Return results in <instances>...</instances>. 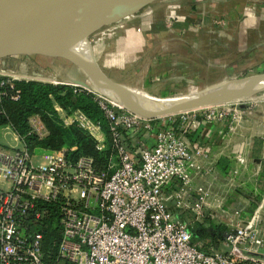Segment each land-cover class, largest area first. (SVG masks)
Instances as JSON below:
<instances>
[{
  "label": "built area",
  "instance_id": "obj_1",
  "mask_svg": "<svg viewBox=\"0 0 264 264\" xmlns=\"http://www.w3.org/2000/svg\"><path fill=\"white\" fill-rule=\"evenodd\" d=\"M14 82L0 77V98L7 90L12 100L19 98ZM95 97L119 158L114 167L98 171L91 157L72 160L66 147L35 154L23 143L0 144V264H264V238L250 222L223 233L224 250L205 251L193 242V225L169 207L167 190L174 182L180 183L171 193L174 205L192 207L184 189L189 188L191 170L200 169L193 158L199 152L192 155L183 128L174 125L176 118L152 123L126 109L116 112ZM76 111L77 125L94 135L92 128L99 130L100 125ZM225 114L195 118L212 123ZM35 122L43 128L31 117L39 133ZM146 136L148 144L132 152L124 143L143 142ZM206 197V192L198 196L193 220L210 207ZM40 203L56 207L60 239L55 253L44 248L46 211Z\"/></svg>",
  "mask_w": 264,
  "mask_h": 264
},
{
  "label": "crops",
  "instance_id": "obj_2",
  "mask_svg": "<svg viewBox=\"0 0 264 264\" xmlns=\"http://www.w3.org/2000/svg\"><path fill=\"white\" fill-rule=\"evenodd\" d=\"M252 1L196 0L191 5H185L190 13L181 14L183 20L177 22L181 27L175 30L182 33L183 37L173 39L176 46L169 43L165 51L162 47L160 61L164 65L161 69L182 65L191 68L193 75L244 73L250 68L264 73V0ZM180 8L183 10L181 4ZM209 13L214 17L212 20L207 17ZM110 17L112 20L115 18L113 15ZM102 19L90 26L83 37L97 61L100 60L97 56V46L91 43L90 35L102 27ZM173 58L182 59L184 64L175 62ZM82 59H86L85 56ZM172 62L173 64H170ZM98 64L106 74L103 65L101 66L99 61ZM189 92L193 91L177 95L185 96ZM133 94H136V91ZM256 95L238 100L250 101L255 99ZM55 108L57 111L62 110L56 105ZM194 119L193 124L191 119L174 120L176 128H183V136L191 147L192 155L196 151L199 152L193 155V158L199 163L200 169L191 170V182L189 188L184 189V195L189 198L193 207L198 196L206 192L209 205L220 201V204H224L222 209L230 212L231 218H223L228 226L250 222L257 234L264 238V228L261 225L264 220V211L261 209L264 204V117H245L239 122L234 121L237 118H223L212 123ZM4 128L9 129L7 126ZM12 134L15 137L11 139L18 140L22 146L18 136L14 132ZM179 188L180 183L174 182L167 190V203L182 222L191 224V219L196 218L192 207H178L173 203L171 193ZM204 209L206 208H203L200 217L206 214L207 209ZM193 224L195 222L191 225ZM204 224L213 225L207 221L199 223L193 227V235ZM201 242L202 240H199L197 244L200 245ZM226 247L221 241L219 249L224 250Z\"/></svg>",
  "mask_w": 264,
  "mask_h": 264
},
{
  "label": "rangeland",
  "instance_id": "obj_3",
  "mask_svg": "<svg viewBox=\"0 0 264 264\" xmlns=\"http://www.w3.org/2000/svg\"><path fill=\"white\" fill-rule=\"evenodd\" d=\"M246 1L253 2L252 0ZM195 2L196 0H152L148 3L143 4L135 11L130 12L125 16L119 18L118 20L104 24L100 29H96V31H94L90 35V41L93 46H97V56L98 59H100L98 61L101 66L103 65L102 67L105 70L107 76H109L110 79L117 83H124L132 86V88L136 91L137 95L142 97L145 96L148 99L154 100L162 99L170 95L194 91L200 89L201 87L216 86L232 79L241 80L257 74H261L257 72L260 70H254L253 68L248 69V71L244 73L241 72L230 74L228 72H225L224 74L215 75H208L203 73L193 75L191 68L182 65L180 67H164L163 69H161V67L164 65L160 61V57L162 55V47L165 51L169 43H174L173 45L176 46V42H173V39L175 37H183L182 33L175 32L176 29L181 27L177 22L183 20L181 19V17L183 16L181 14H183V12H185L186 14L190 13L187 12L188 10L185 5H191ZM180 4L183 7V10L180 8ZM207 17L211 20L214 18L212 17L211 13H209ZM190 18L191 17H189V20ZM196 18L198 17H192V19ZM99 20H96L90 26L97 24ZM84 33H82V37H80V35L78 34L80 38L79 44L84 50L87 49V51L90 53V49L84 44ZM71 48L72 47L70 46L69 50L73 52L75 49ZM76 52L79 51L76 50ZM79 54L81 55V57L85 56L80 52ZM163 54L165 55L164 52ZM90 55H92V58H94L96 64L99 67L96 56L92 52L90 53ZM44 58L48 62L50 61V63H52L58 69H54L55 78L58 82L48 81L47 76L43 74L40 68H38V65L45 66L41 61V58L32 54H19L14 56H8L5 59L1 58L0 77L11 78L10 76L4 75L11 74L17 76V78L19 77L18 79H21H14L15 81H40L53 85H68L72 88L92 92L95 96H97L99 100L109 105H112L113 109L116 112L122 111L121 109H126L118 104H113V102L108 97H106L99 91H96L93 87L87 86L82 82L80 83L78 81L73 80H82L83 78L78 74L80 68L74 65L71 60L62 59L59 57H57L56 59H49L44 56ZM78 59L81 61L80 58ZM173 59H175V62L177 61L180 64H184L182 59ZM33 60L38 65L34 64ZM170 64H173V62ZM44 68L46 70V66ZM54 70L52 69L50 72ZM115 78L120 82L117 81ZM218 111H223L226 113L225 116L221 119L231 118L234 120V118H237V120H234L236 122H239L241 118L245 117H264V92H259L253 100L240 102L239 104L237 103L228 106L217 105L212 107H206L203 109H197L195 111L189 110L170 114L167 116L155 117L152 118V123L156 121L166 122L169 121V119L174 118H177L178 120H193L195 117H199L200 114H212ZM58 113L64 123L67 125L77 123V119H75V117L80 116V113L77 111H75L72 116H70L71 114H66L63 110H58ZM214 121L215 120H213L212 122ZM34 126L35 128H38L40 136H43L45 134L44 129L41 128L39 123L35 122ZM78 127L82 129L86 134H88L89 137H92L95 144H98L99 149H97L99 150L101 155L106 156L107 161L109 162L108 167L109 165L110 167L111 165H113L114 167L118 164L119 158L116 156V149L113 145L111 146L105 133L104 135H102L101 128L99 130L92 128V132H94L95 135L94 136L87 129L82 128L81 126ZM12 132V129L4 128V126L0 127V144L21 147L18 140L11 139V137H15ZM148 142V136L145 137L143 142L139 141L138 139L134 141L126 139L124 141L125 145L127 146V149L131 152L138 149L139 147L146 146ZM34 152L35 154H37L42 151L41 149H36V151ZM110 169L111 168H109V170ZM223 206L224 204H220V201L212 203V205H210V210L206 208V214H204L203 217H200L201 220L199 221L191 219V224L195 222V224H193V227H196L199 225V223L203 224L207 221L213 223L215 227L213 228V232L219 231L220 233H222L224 230L231 227L228 226L225 223L226 221L223 219L224 217L231 218L230 212L223 210ZM261 207L262 211H264V204L261 205ZM210 225L213 227L212 224ZM261 225L264 228V220L261 221ZM203 234V229H201V231L196 232L193 242L197 243L199 240H201Z\"/></svg>",
  "mask_w": 264,
  "mask_h": 264
},
{
  "label": "trees",
  "instance_id": "obj_4",
  "mask_svg": "<svg viewBox=\"0 0 264 264\" xmlns=\"http://www.w3.org/2000/svg\"><path fill=\"white\" fill-rule=\"evenodd\" d=\"M14 87L19 90L17 100L10 98V90L5 91V96L0 98V125L9 124L30 152L36 149L61 150L66 147L72 160H76L79 156H88L92 158L96 170L108 168L109 162L106 156L100 154L92 137H89L76 123L65 124L55 108V105L60 107L68 115L80 110L87 118L100 125L112 146L108 120L92 92L40 81H15ZM31 117H36L42 124L45 131L43 136L33 129L30 123ZM40 206L46 211V216L42 220L44 248L48 252L55 253L60 239V230L55 225L56 207L43 203H40ZM204 226L198 230L204 231L202 242L200 245L194 242L195 245L205 251H209V247L219 249L222 235L227 229L220 233L213 232L215 227L211 225Z\"/></svg>",
  "mask_w": 264,
  "mask_h": 264
},
{
  "label": "bare ground",
  "instance_id": "obj_5",
  "mask_svg": "<svg viewBox=\"0 0 264 264\" xmlns=\"http://www.w3.org/2000/svg\"><path fill=\"white\" fill-rule=\"evenodd\" d=\"M101 18L103 17L97 16L91 18H56L48 15L35 17L26 22L22 27L14 31L8 37L4 46L0 49V59H5L8 56L19 54L36 55L41 58L43 65L46 66V70L44 68L45 66H40L33 60L34 64L38 65V68H40L43 74L47 76L48 81L51 82H58L55 78V70L58 69L52 63H50V61L48 62L44 58V56L49 59H56L57 57H59L68 60L73 59L74 61L84 63L85 65L82 66L72 61L74 65L80 68L78 74L83 78L82 80H73L93 87L96 91H99L100 93L108 97L113 102V104L115 103V105L118 104L121 107L125 108L126 106L124 104L127 103L130 104V106L146 113H157L199 95L217 91L219 89H231L243 83L242 80L232 79L223 84H219L216 86L211 85L212 87H206L205 89H202L200 91L189 92L185 96L175 94L164 97L162 99L154 100L148 99L144 96L142 97L133 94L135 90L132 88V86L124 83L120 84L110 79L98 67L96 61L94 60V58H92V55H90L91 49L88 47L90 49L89 53L87 49L84 50L79 44L80 38L78 34L80 35V37H82V33H84L92 23ZM7 22L8 20L5 17L0 18L1 33L3 27L7 24ZM70 46L75 49L73 52L69 50ZM76 50L85 55L86 59H82L81 55L79 54V52H76ZM78 58H80L81 61ZM50 68L51 70H55L50 72ZM4 75L10 76L13 79L19 78L11 74ZM105 78H108L111 82L114 83V85L109 86L105 82ZM261 91L264 92V78L258 79L254 84H251L245 90H243L240 95L230 100L217 104L197 106L190 110L195 111L197 109H203L206 107L217 105L228 106L237 103L239 104L240 101L238 99L256 95Z\"/></svg>",
  "mask_w": 264,
  "mask_h": 264
},
{
  "label": "water",
  "instance_id": "obj_6",
  "mask_svg": "<svg viewBox=\"0 0 264 264\" xmlns=\"http://www.w3.org/2000/svg\"><path fill=\"white\" fill-rule=\"evenodd\" d=\"M150 1L152 0H0V18L5 17L8 20L2 29V33L0 32V49L14 31L29 20L41 15L56 18H91L101 16L103 17L102 23L104 25L118 20ZM112 15L115 16L113 20L110 17ZM71 61L78 65H85L73 59ZM261 78H264V73L241 79L243 83L234 88L219 89L199 95L157 113H146L127 103L124 105L127 110L141 117L152 119L188 111L197 106L217 104L230 100L240 95L243 90ZM105 80L109 86L114 85L108 78H105Z\"/></svg>",
  "mask_w": 264,
  "mask_h": 264
}]
</instances>
